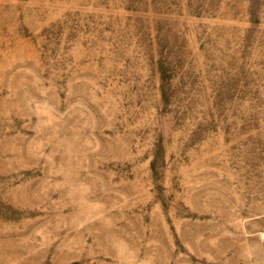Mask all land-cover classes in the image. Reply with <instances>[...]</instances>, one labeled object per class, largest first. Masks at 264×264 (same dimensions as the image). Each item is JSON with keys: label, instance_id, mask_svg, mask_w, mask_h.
Segmentation results:
<instances>
[{"label": "rangeland", "instance_id": "374dc122", "mask_svg": "<svg viewBox=\"0 0 264 264\" xmlns=\"http://www.w3.org/2000/svg\"><path fill=\"white\" fill-rule=\"evenodd\" d=\"M0 264H264V0H0Z\"/></svg>", "mask_w": 264, "mask_h": 264}]
</instances>
